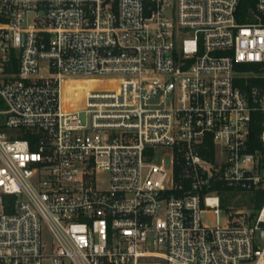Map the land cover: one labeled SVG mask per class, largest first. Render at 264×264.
I'll return each mask as SVG.
<instances>
[{"label":"built area","instance_id":"1","mask_svg":"<svg viewBox=\"0 0 264 264\" xmlns=\"http://www.w3.org/2000/svg\"><path fill=\"white\" fill-rule=\"evenodd\" d=\"M240 4L0 0V264H43L44 227L56 264H264V200L220 192L264 194V0Z\"/></svg>","mask_w":264,"mask_h":264},{"label":"rangeland","instance_id":"2","mask_svg":"<svg viewBox=\"0 0 264 264\" xmlns=\"http://www.w3.org/2000/svg\"><path fill=\"white\" fill-rule=\"evenodd\" d=\"M34 17V13L30 12L28 14V18L29 21L32 22ZM44 62V61H42ZM44 63H42L43 65ZM41 73H43L44 75H48V71L45 68H41ZM238 75H243L244 78L246 77H251V78H258L260 76V72L259 71H254L251 73H243V72H239L237 73ZM87 81H91V80H87ZM253 83H262L263 81H257L256 79L252 80ZM95 86V85H94ZM88 88L92 89L93 86L90 85L88 86ZM4 108L5 107V103L2 100V98L0 97V108ZM80 117L81 119L85 122L88 118V114L85 111L80 112ZM5 117L4 115L0 116V121L3 120ZM165 162L167 163V165H170L171 162V156L170 155H166L164 157ZM248 193L246 192H237V191H233L230 190L228 192V196L229 199H227L226 204L223 205V209L226 210V212H229L228 207L229 206H235L237 208H245V207H249L248 204ZM202 220L207 223L208 225H213L216 223V216L214 215V212L210 209H205L202 211ZM222 218L223 221L225 220V211H223L222 213ZM43 238H44V243H45V249H44V253H45V257L43 259V264H56L53 260L52 257V244H53V237L51 235V232L49 231V229L47 227H44L43 229ZM62 264H71V262L68 259H64Z\"/></svg>","mask_w":264,"mask_h":264},{"label":"trees","instance_id":"3","mask_svg":"<svg viewBox=\"0 0 264 264\" xmlns=\"http://www.w3.org/2000/svg\"><path fill=\"white\" fill-rule=\"evenodd\" d=\"M256 0H241V4L239 7V20L241 21H247L250 19L249 15L251 14V9L254 7ZM13 58H15V53H13ZM92 85L94 88V81H87L82 80L78 83L77 91L82 94L85 89L88 88V86ZM221 187V199H222V205L226 204L227 199H229L228 192L230 191L228 188L220 186ZM248 204L253 203L254 208L256 210L260 209L263 200H264V194L261 191H257L254 193H248ZM252 205V204H251Z\"/></svg>","mask_w":264,"mask_h":264},{"label":"bare ground","instance_id":"4","mask_svg":"<svg viewBox=\"0 0 264 264\" xmlns=\"http://www.w3.org/2000/svg\"><path fill=\"white\" fill-rule=\"evenodd\" d=\"M82 81V80H76V81H72L70 83H66L64 85V88H63V91L65 93V95L67 96L69 93L71 94H74L76 96H81L83 94L86 93V91L90 90V88H87L84 90V92L82 94H80L78 91H77V86H78V83ZM92 81V80H91ZM73 95V96H74Z\"/></svg>","mask_w":264,"mask_h":264}]
</instances>
